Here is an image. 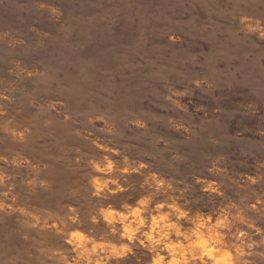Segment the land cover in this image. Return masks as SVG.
Instances as JSON below:
<instances>
[{"label":"rangeland","instance_id":"374dc122","mask_svg":"<svg viewBox=\"0 0 264 264\" xmlns=\"http://www.w3.org/2000/svg\"><path fill=\"white\" fill-rule=\"evenodd\" d=\"M0 264H264V0H0Z\"/></svg>","mask_w":264,"mask_h":264}]
</instances>
